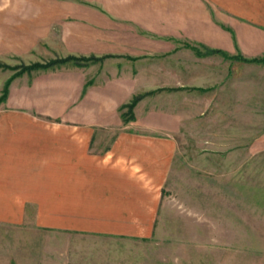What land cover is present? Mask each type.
I'll return each mask as SVG.
<instances>
[{"label":"crops","instance_id":"0c3cea01","mask_svg":"<svg viewBox=\"0 0 264 264\" xmlns=\"http://www.w3.org/2000/svg\"><path fill=\"white\" fill-rule=\"evenodd\" d=\"M80 1L88 6L22 0L53 15L0 21L3 55L42 44L58 57H118L11 82L0 105V228L50 232L54 264H121L127 240L163 232L162 194L182 122L202 119L210 106L202 99L192 109L177 103L178 96L207 90L185 81L198 78L190 57L223 58L198 57L183 45L264 55V0ZM253 65L264 90V64ZM157 89L174 91L144 97L134 120L122 121V105ZM259 142L264 145V134L250 149Z\"/></svg>","mask_w":264,"mask_h":264},{"label":"rangeland","instance_id":"374dc122","mask_svg":"<svg viewBox=\"0 0 264 264\" xmlns=\"http://www.w3.org/2000/svg\"><path fill=\"white\" fill-rule=\"evenodd\" d=\"M21 1L0 0V21L45 12L38 3ZM46 9L45 15H53ZM15 48V54L0 50V64L19 67L62 58L42 44L20 54L22 49ZM190 59L191 74L198 78L185 81L207 90L178 96L177 103L193 109L203 99L210 106L202 119L182 122L178 152L162 194L163 232L147 241L127 240L119 259L121 264H264V145L259 142L250 149L264 134L261 71L220 57L207 63ZM13 74L0 69V93ZM175 75L178 79L182 74ZM25 230L0 228V264H54L53 241L47 242L51 233Z\"/></svg>","mask_w":264,"mask_h":264},{"label":"trees","instance_id":"16d2710c","mask_svg":"<svg viewBox=\"0 0 264 264\" xmlns=\"http://www.w3.org/2000/svg\"><path fill=\"white\" fill-rule=\"evenodd\" d=\"M78 3L87 5L86 2L75 0ZM144 34V33H143ZM145 35V34H144ZM172 41V40H171ZM175 41V40H173ZM175 43H177L175 41ZM185 48H188L192 50L196 56L198 57H205V56H212V55H218L221 56L223 59L226 60H231V61H239L243 63H249V64H257V65H263L264 64V55L257 57V58H245L241 54H238L236 56H229L225 52L221 50H215V49H210L207 48L204 45L201 44H190V43H185L183 45ZM111 58H118L116 56H102V57H95V56H88V57H83V56H66L62 58H55L52 60H49L47 62H42V63H32L29 65H21L19 67H10L7 65H2L0 64V69L3 70H10L13 71L14 74L9 77L6 82L3 85L2 91L0 93V105L4 104L6 102V99L9 94V86L11 82L20 77L23 74H31L33 72H49V71H54L56 69H60L61 67L67 65V64H72L74 67L78 68H84L87 67L91 64L94 63H102L106 59H111ZM125 59H132L130 57H124ZM91 85V82L88 81L86 82V87ZM159 91H174V89H158L156 91L148 92V93H143V94H135L131 97V99L128 101V103L122 105L119 108L120 112V117L124 123H128L130 121L134 120L133 116V110L137 103L142 100L146 96H150L155 94L156 92ZM203 91V90H199Z\"/></svg>","mask_w":264,"mask_h":264}]
</instances>
